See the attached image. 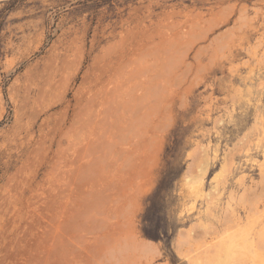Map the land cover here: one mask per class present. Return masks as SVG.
Instances as JSON below:
<instances>
[{
	"label": "rangeland",
	"instance_id": "obj_1",
	"mask_svg": "<svg viewBox=\"0 0 264 264\" xmlns=\"http://www.w3.org/2000/svg\"><path fill=\"white\" fill-rule=\"evenodd\" d=\"M253 261L264 0H0V264Z\"/></svg>",
	"mask_w": 264,
	"mask_h": 264
},
{
	"label": "bare ground",
	"instance_id": "obj_2",
	"mask_svg": "<svg viewBox=\"0 0 264 264\" xmlns=\"http://www.w3.org/2000/svg\"><path fill=\"white\" fill-rule=\"evenodd\" d=\"M238 239L241 240V243L237 242ZM250 246L251 243L249 242L247 235L242 236V234L240 237L229 235L219 241V250L232 251L234 253L235 261H241L245 257L254 259V257L250 256L252 254ZM253 264H264V262L253 261Z\"/></svg>",
	"mask_w": 264,
	"mask_h": 264
}]
</instances>
